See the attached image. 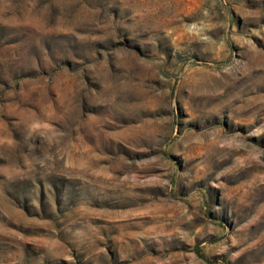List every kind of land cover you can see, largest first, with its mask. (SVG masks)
Segmentation results:
<instances>
[{"label":"rangeland","instance_id":"rangeland-1","mask_svg":"<svg viewBox=\"0 0 264 264\" xmlns=\"http://www.w3.org/2000/svg\"><path fill=\"white\" fill-rule=\"evenodd\" d=\"M0 264H264V0H0Z\"/></svg>","mask_w":264,"mask_h":264}]
</instances>
